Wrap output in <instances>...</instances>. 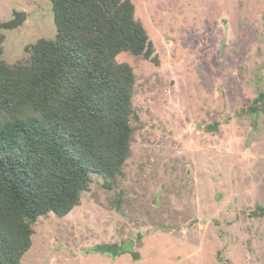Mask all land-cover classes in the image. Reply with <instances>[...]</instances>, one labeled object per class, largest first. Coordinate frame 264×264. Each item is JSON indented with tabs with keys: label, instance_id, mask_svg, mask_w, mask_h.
Returning <instances> with one entry per match:
<instances>
[{
	"label": "rangeland",
	"instance_id": "374dc122",
	"mask_svg": "<svg viewBox=\"0 0 264 264\" xmlns=\"http://www.w3.org/2000/svg\"><path fill=\"white\" fill-rule=\"evenodd\" d=\"M132 1L158 63L117 57L135 74L131 156L41 217L21 264H264V114L246 112L264 92V0ZM0 32L4 60L26 62L56 36L52 3L0 0Z\"/></svg>",
	"mask_w": 264,
	"mask_h": 264
},
{
	"label": "trees",
	"instance_id": "16d2710c",
	"mask_svg": "<svg viewBox=\"0 0 264 264\" xmlns=\"http://www.w3.org/2000/svg\"><path fill=\"white\" fill-rule=\"evenodd\" d=\"M49 1L56 36L30 45L26 62L4 60L0 32V264H21L36 222L69 215L94 175L113 182L123 174L135 74L117 57L158 63L132 0ZM263 105L261 91L246 112L264 114ZM250 216L264 218V207Z\"/></svg>",
	"mask_w": 264,
	"mask_h": 264
}]
</instances>
